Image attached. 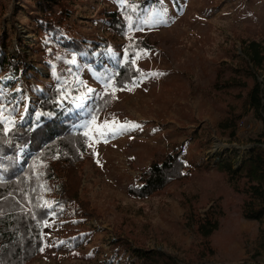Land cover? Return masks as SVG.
Here are the masks:
<instances>
[{
    "label": "rangeland",
    "instance_id": "obj_1",
    "mask_svg": "<svg viewBox=\"0 0 264 264\" xmlns=\"http://www.w3.org/2000/svg\"><path fill=\"white\" fill-rule=\"evenodd\" d=\"M76 2L69 24L77 19V25L70 33L102 45L110 41L98 66L60 44L45 49L47 37L31 27L33 0H0L1 17L6 8L0 18V46L12 52L17 35L34 44L40 52H30L27 63L36 65L40 80L29 78L31 87L61 88V99L80 107L82 119L75 130L89 135L80 198L96 214L85 220L76 213L77 202L58 205L43 253L28 264H110L116 232L185 264L204 252L198 264H264V218L244 217L248 196L230 184L215 162L229 158L235 167L242 165L255 147V131L262 127L248 107L253 80L247 76V42L264 45V0ZM113 11L125 22L121 35L110 25ZM137 38L152 48L136 50L131 60L139 74L128 88H117L115 76ZM232 78H241L247 87L227 86ZM23 89L9 68L1 66L0 121L6 129L31 120L39 98ZM107 94L112 95L110 106L95 115L97 100ZM227 124H233L237 135L223 129ZM177 151L191 168L190 177L148 197L132 194L130 189L142 186L139 179L153 162ZM61 181L40 182L50 206L59 199ZM213 206L220 225L210 238V254L193 223L196 214L203 216Z\"/></svg>",
    "mask_w": 264,
    "mask_h": 264
},
{
    "label": "trees",
    "instance_id": "obj_2",
    "mask_svg": "<svg viewBox=\"0 0 264 264\" xmlns=\"http://www.w3.org/2000/svg\"><path fill=\"white\" fill-rule=\"evenodd\" d=\"M34 22L31 26L38 36L44 35L49 42L44 44L49 50L55 44H60L73 51L89 65L98 66L103 62V56L110 45L108 39L101 42H89L86 39L72 35L73 25L69 24L73 13L77 12L76 0H33ZM148 0H145L147 2ZM151 1V0H150ZM154 1V0H153ZM6 8L2 7V19ZM110 25L117 35L125 30V22L116 11L110 12ZM0 19V20H1ZM2 37V43L4 38ZM17 47L9 52L0 46V67L6 66L14 78L21 83L23 90L31 89L38 100L33 107L31 120L21 123L17 121L10 129H6L0 121V264H28L44 251L47 243L46 233L51 214L58 205L75 201L79 204L76 212L85 220L96 214L89 202L80 197L81 168L88 149L89 135L82 129L75 130L81 121V114L71 101L61 99V88H50L34 85L40 79V71L36 65L27 63L30 52L36 55L40 52L24 37L16 36ZM130 47L129 60L119 68L114 84L117 88H128L139 71L135 68L131 57L138 49H151L152 45L137 38ZM249 67L246 70L253 84L247 95L248 107L262 124L255 131V147L242 165L235 167L233 160L216 158L217 166L226 171L230 184L237 191H242L248 197L243 205V215L247 219L262 220L264 218V79H260L264 71V45L258 41H249ZM25 51V52H24ZM98 51L99 55L95 56ZM248 66V65H247ZM38 79V80H35ZM232 78L227 81L230 87H247ZM62 100L61 105L58 102ZM111 94L97 100L95 115L110 106ZM15 102V101H12ZM16 105V103H14ZM223 129L231 130L230 136L237 135L233 124H227ZM255 129V128H254ZM23 150V154L20 152ZM21 158V160H19ZM46 162V166H41ZM191 176V168L183 161L179 151L168 155L162 162H153L149 169L140 177L141 187H132V194L140 197L151 196L176 180H184ZM66 177L65 180L63 178ZM60 178L59 199L48 205L43 200L40 182ZM243 183V188L240 184ZM58 200V201H57ZM53 206V207H52ZM52 207V208H51ZM220 215L211 207L202 214H196L193 226L202 239L210 254L214 253L210 238L219 228ZM78 242V240H76ZM110 264H185L172 254L149 249L139 241H131L128 236L116 232L110 245ZM205 252L187 264H198Z\"/></svg>",
    "mask_w": 264,
    "mask_h": 264
}]
</instances>
